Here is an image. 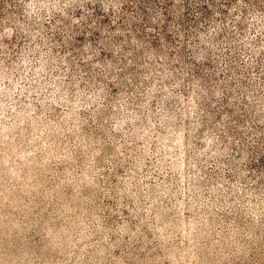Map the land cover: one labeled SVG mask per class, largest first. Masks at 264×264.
Wrapping results in <instances>:
<instances>
[{
    "label": "rangeland",
    "instance_id": "rangeland-1",
    "mask_svg": "<svg viewBox=\"0 0 264 264\" xmlns=\"http://www.w3.org/2000/svg\"><path fill=\"white\" fill-rule=\"evenodd\" d=\"M0 264H264V0H0Z\"/></svg>",
    "mask_w": 264,
    "mask_h": 264
}]
</instances>
